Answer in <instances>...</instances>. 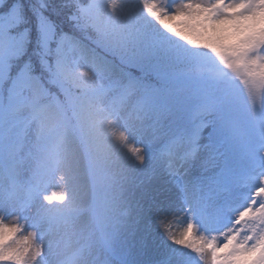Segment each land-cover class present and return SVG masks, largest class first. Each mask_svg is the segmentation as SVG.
I'll use <instances>...</instances> for the list:
<instances>
[{"label":"rangeland","instance_id":"1","mask_svg":"<svg viewBox=\"0 0 264 264\" xmlns=\"http://www.w3.org/2000/svg\"><path fill=\"white\" fill-rule=\"evenodd\" d=\"M179 3L91 0L84 14L110 29V43L122 44L131 56L146 40L164 41L186 60L179 73L231 88L259 114L264 7L256 12L258 6L249 2L241 14H256L241 25L245 38L214 54L170 35L175 28L181 38L200 39L174 24ZM5 19L0 34V256L12 259L0 264H120L125 241L137 226L142 180L151 166L141 140L148 138V120L139 110L143 93L130 84L133 79L124 81L114 60L68 36L55 41L59 60L53 67L67 100L57 96L56 103L38 105L44 61L28 59L25 35L11 33L14 19ZM42 24L48 47L52 27ZM188 64L197 73H185Z\"/></svg>","mask_w":264,"mask_h":264},{"label":"snow or ice","instance_id":"2","mask_svg":"<svg viewBox=\"0 0 264 264\" xmlns=\"http://www.w3.org/2000/svg\"><path fill=\"white\" fill-rule=\"evenodd\" d=\"M249 2L264 7L180 0L174 24L200 39L170 35L207 51L236 45L256 14H241ZM15 15L0 12V34ZM137 60L143 77L130 84L143 93L151 166L120 264H264V103L257 114L231 88L179 73L186 60L164 41L146 40Z\"/></svg>","mask_w":264,"mask_h":264},{"label":"trees","instance_id":"3","mask_svg":"<svg viewBox=\"0 0 264 264\" xmlns=\"http://www.w3.org/2000/svg\"><path fill=\"white\" fill-rule=\"evenodd\" d=\"M90 2L91 0H22L21 3V0H16L13 5V0H3L0 4V12L7 13L10 6L12 11L16 10L14 22L9 29L11 33L23 32L25 35L24 51L29 55L28 59L36 62L39 57L44 61L38 80L41 91L39 101L56 103L57 96L60 100H67L66 93L60 89L63 87L62 78L53 68L55 66L57 68L59 60L54 46L58 49L55 41L60 37L69 36L81 44H89L99 56L114 60L125 75L124 81L143 77L139 63L135 61L137 56H131L122 44L110 43V29L99 28L98 24L94 23L93 15L84 14ZM42 23H48L52 27L50 37L53 40L48 47H45V28ZM107 23L105 20L106 26ZM188 65L185 73L189 72L192 75L197 73L193 70V64ZM72 107L68 108L71 113Z\"/></svg>","mask_w":264,"mask_h":264}]
</instances>
